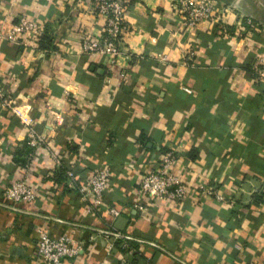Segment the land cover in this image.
<instances>
[{
	"label": "crops",
	"instance_id": "1",
	"mask_svg": "<svg viewBox=\"0 0 264 264\" xmlns=\"http://www.w3.org/2000/svg\"><path fill=\"white\" fill-rule=\"evenodd\" d=\"M216 1L221 32L215 21L184 26L170 0H135L111 63L82 51V34L99 38L105 24L88 2L0 0V31L23 15L42 27L26 47L0 43V86L14 107L0 103V264H46L40 228L84 246L61 264H264V79L252 69L264 61V0ZM46 31L55 45L47 51ZM24 120L49 135L62 165L45 146L22 152ZM172 148L183 179L214 186L225 201L197 192L174 204L141 198L143 177ZM97 166L111 171L110 186L89 211L65 171L86 179ZM22 177L39 196L10 205L4 188ZM123 238L133 254L116 242L108 250Z\"/></svg>",
	"mask_w": 264,
	"mask_h": 264
},
{
	"label": "built area",
	"instance_id": "2",
	"mask_svg": "<svg viewBox=\"0 0 264 264\" xmlns=\"http://www.w3.org/2000/svg\"><path fill=\"white\" fill-rule=\"evenodd\" d=\"M76 1L88 2L94 13L105 19L101 37L94 38L86 32L82 34V51L92 55L104 56L109 59V62L114 63L122 51L123 39L129 30L127 10L135 0ZM170 2L171 6L184 16V26L186 27H203L206 22H212V24L219 22V32L228 29L227 23L222 19L215 21L217 14L225 11V8L220 6L216 0H170ZM246 21L250 25L255 23L251 18H247ZM41 28V24L35 19L26 15L20 16L9 31H0V43L3 40H8L16 45L26 47L31 45V35H39ZM189 52L194 54L192 51ZM161 59L166 60V55ZM253 73L258 80L264 79L263 60L258 61L253 67ZM0 103L4 107L14 109L12 102L5 96L1 86ZM24 123L28 128L27 141L32 148L30 155L34 154L33 151L37 147L45 146L50 151L54 161L62 165L60 155L54 150L49 135L38 133L25 120ZM179 157V152L175 148L168 149L161 154L157 167L148 171L142 179L137 191L141 198L146 201L157 200L164 204H174L183 200L191 192H197L203 196H214L218 201H225V197L214 186L206 182H201L196 187L189 185L180 174ZM65 173L67 182L78 191L81 201L88 205L89 211L100 210L105 204V194L110 186L111 171L108 168L97 166L92 169L86 179L80 177L73 169H67ZM4 196L9 204L11 202L33 203L38 198L39 191L25 177H22L11 181L4 188ZM110 212L115 217L121 216V211L117 207H112ZM114 234V236L122 237L121 234ZM123 239L122 246L129 249V253L133 254L135 249L129 240ZM110 241L108 250L112 251L116 241ZM83 251L84 246L74 238L72 233L53 237L47 229H38L37 254L46 264H61L65 259L77 260ZM83 264L91 263L83 262ZM122 264L126 263L122 262Z\"/></svg>",
	"mask_w": 264,
	"mask_h": 264
},
{
	"label": "trees",
	"instance_id": "3",
	"mask_svg": "<svg viewBox=\"0 0 264 264\" xmlns=\"http://www.w3.org/2000/svg\"><path fill=\"white\" fill-rule=\"evenodd\" d=\"M39 46L42 50H51V49H54L55 48V45H54V37L53 35L46 31L44 35H42L40 41H39ZM253 69V68H252ZM253 75L255 76V74L253 73ZM26 149V150H25ZM29 149H32L29 144H28V141L25 143L23 149H22V152L24 151H29ZM64 171V169L62 170V172ZM61 181V180H60ZM130 242V241H129ZM116 244L118 247H120L121 250H123L124 252H128L129 249H126L122 246V240H118L116 241ZM130 244L133 246L132 242H130ZM135 257H137V253L135 254Z\"/></svg>",
	"mask_w": 264,
	"mask_h": 264
},
{
	"label": "water",
	"instance_id": "4",
	"mask_svg": "<svg viewBox=\"0 0 264 264\" xmlns=\"http://www.w3.org/2000/svg\"><path fill=\"white\" fill-rule=\"evenodd\" d=\"M125 223H126V219H125L124 217H120V218H119V222H118V227H119L120 229L124 228Z\"/></svg>",
	"mask_w": 264,
	"mask_h": 264
}]
</instances>
